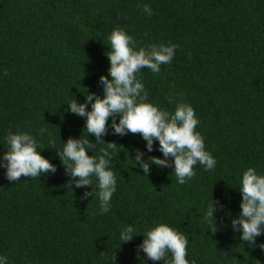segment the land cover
<instances>
[{"label": "trees", "instance_id": "obj_1", "mask_svg": "<svg viewBox=\"0 0 264 264\" xmlns=\"http://www.w3.org/2000/svg\"><path fill=\"white\" fill-rule=\"evenodd\" d=\"M115 28L137 48L178 45L159 73L142 68L137 78L154 106L194 108L216 166L195 165L185 184L168 167L144 173L131 158L137 149L145 160L163 158L158 142L147 152L140 134L109 127L102 139L117 145L108 149L117 189L100 215L95 181L92 189H71L57 151L87 136L84 118L67 104L83 103L87 92L103 96L99 79L108 75L107 36ZM10 130L33 135L56 172L15 182L0 168V255L8 264H111L112 256L116 264H163L138 250L157 223L187 237L186 259L195 264H264V235L253 246L231 227L241 211L240 175L248 167L264 172V0H0V156ZM101 148L107 145L94 144L88 154ZM211 199L215 231L202 222ZM128 225L136 235L119 244Z\"/></svg>", "mask_w": 264, "mask_h": 264}, {"label": "clouds", "instance_id": "obj_2", "mask_svg": "<svg viewBox=\"0 0 264 264\" xmlns=\"http://www.w3.org/2000/svg\"><path fill=\"white\" fill-rule=\"evenodd\" d=\"M137 7H141L149 17L153 14L148 4ZM107 40L108 75H101L99 79L103 96L87 92L83 103L74 99L67 104L70 112L84 118L87 136L69 138L62 142V149L57 151V156L63 160L66 175L71 178L68 183L71 189L73 184L76 188L91 186L92 189L95 181L100 215L110 211L112 196L117 189V180L110 167L113 157L108 151L117 145L105 143L102 139L109 127L113 134L121 136L129 132L140 134L146 142L147 152L153 151L154 141L158 142L157 150L163 158L152 156L145 160V153L139 149L131 158L144 173H148L152 165L168 167L175 173L177 183L185 184L195 176V165H201L204 170L216 166V159L205 149L204 137L196 130L199 120L194 108L186 102L177 103L172 112L154 106L148 102L144 84L137 78L142 68L153 74L159 73L162 64L172 62L178 45L161 43L137 48L136 41L122 28L113 29ZM46 131L41 128L39 135ZM88 134L95 137V143L88 139ZM4 142L7 148L0 156V168L5 169L7 180L16 182L22 175L35 178L56 172V166L41 155L43 147H39L33 135L10 130L4 136ZM94 144H106L107 148H101L98 155H89ZM238 183L242 196L241 211L231 218V227L234 232L240 233L241 241L255 246L257 237L264 235V172L248 167L240 175ZM92 196V190L83 194L84 198ZM217 210L211 199L202 217V222L209 224V229L213 231L216 228L214 213ZM135 231L131 225L123 227L119 232V244L130 241L136 235ZM142 235L143 241L138 245V250L146 254L149 260L163 261V264H195L186 259L187 237L167 223H157ZM259 246L264 250V243ZM0 264H8L6 256L0 255ZM111 264H116L115 256H112Z\"/></svg>", "mask_w": 264, "mask_h": 264}]
</instances>
